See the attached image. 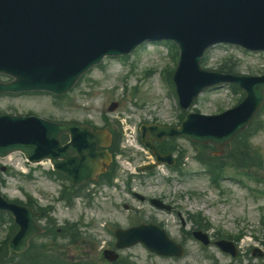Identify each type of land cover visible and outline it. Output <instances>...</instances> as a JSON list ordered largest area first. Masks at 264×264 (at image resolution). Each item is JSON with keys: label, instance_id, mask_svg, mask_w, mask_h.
Wrapping results in <instances>:
<instances>
[{"label": "rangeland", "instance_id": "1", "mask_svg": "<svg viewBox=\"0 0 264 264\" xmlns=\"http://www.w3.org/2000/svg\"><path fill=\"white\" fill-rule=\"evenodd\" d=\"M144 46L145 44L141 45L134 56H127L125 64H120L117 59H106L102 66L89 70L80 80L79 85L73 88L64 98H56L45 93L2 95L0 96V112L32 113L59 120H88L94 124H101L102 115L109 117L111 120H117L119 124L123 118H127L134 127L140 121L168 124L176 122L180 108L177 105L176 98L174 102L173 98L170 97L173 96L172 91L165 90L160 76L162 69L173 66L172 57H170L166 46L161 44L149 43ZM229 57L236 60V71L240 74H261L264 72V53L251 55L240 49L224 46L208 50L202 66L214 70L219 67L223 59ZM148 71H151V73L147 74ZM134 88L136 89L134 90ZM83 92L87 94L85 95ZM133 92H135L134 96L131 95ZM239 96V93L231 92L227 87L209 89L198 97L189 110L207 114L218 113L236 104ZM112 101H118L119 106L113 112H109L108 107ZM134 101L136 105H133ZM260 118L264 119V115H261ZM178 142L187 150L184 164H182L183 173L188 174L185 178L188 184H185V187L197 194L192 195L194 198H190V200H187L186 197H181L180 200L177 199L175 192L178 188L169 190L160 187L154 192L163 195L168 202L178 207L182 206L183 213L185 211L189 213L200 212L209 220L214 230L220 229L232 236H237L243 232L244 235L238 241L241 250L250 251L254 246L263 248L264 195L250 190V187L256 188V184L246 178L244 179L249 189L240 188L241 185L235 186L234 181H231L233 185L222 183L225 187L222 196L217 189L208 184V177L204 172L201 176L198 174L195 176L189 175L192 174L193 170L198 171L201 167L192 158L194 148L191 143L184 139H180ZM251 142L252 146H255L253 148H257L264 158V128L251 138ZM207 152H210V148ZM19 157L18 153L13 155L14 159ZM117 159L119 161L117 171L119 175L123 165L129 164L130 166H128L133 171L131 174H133L135 167L149 162L150 157L138 145L135 149L123 150L117 156ZM27 168L32 169L31 178L12 173V170L17 171L11 167V171L3 177L2 192L10 199L23 201L26 199V193H29L41 205H52V215L58 224L81 217L87 225L83 226L86 235L100 240V244H95V247L90 245L84 247L69 246L67 248L68 254L72 259L79 255L97 254L102 245L101 242L109 239V237L97 228L98 215L101 216V214L96 206L91 204V209L88 207L85 209L83 206L78 208L75 201L73 209L66 207L55 198L60 184L51 183L44 173L45 167L28 165ZM163 169L165 170V168H161L159 172H163ZM260 173L264 175V167ZM262 185H259L260 189H264V183ZM151 191V188H149L148 192ZM214 201H219V205L207 208V204ZM135 204L140 206V203ZM141 208H139V213H133L139 218L138 220L147 221L149 219L148 214L156 216L167 228L171 238L177 242L183 236V231H187V226L191 224L187 222L185 229H181L175 214L154 213L148 206ZM80 213L84 215L81 216ZM126 213L119 208L117 212L114 210L109 211V213L105 212L102 218L107 217L110 222L118 220L121 224H126V219L129 216ZM183 216L186 217V213ZM212 228L209 231H212ZM7 230L5 225L0 226V241L6 236ZM41 240L40 238L36 239V241ZM184 244L186 253L177 259L164 258L155 255V253L149 254L139 244L124 250L122 255L128 257L130 264H210V261L205 259L207 256L219 258L221 264L227 263V257L223 256L214 246L204 249L192 237H188ZM258 261L254 259L253 263L257 264Z\"/></svg>", "mask_w": 264, "mask_h": 264}, {"label": "water", "instance_id": "2", "mask_svg": "<svg viewBox=\"0 0 264 264\" xmlns=\"http://www.w3.org/2000/svg\"><path fill=\"white\" fill-rule=\"evenodd\" d=\"M121 0H49L46 8L42 11L44 13V19H49L45 22L44 26L39 24L31 25L28 20L20 21V31L16 40V44L12 48L14 65L16 67L15 74L17 80L14 83L8 85L0 84V91L12 88H56L53 83L59 84L58 90L68 88L77 76L86 69L92 61L97 60L100 56L106 53L105 50H96L92 52V57L89 59L88 48L86 43L81 42L82 39L90 31H109L116 29H123V32L129 33V26L126 22L118 20L124 19L121 14L113 13L110 8L113 5L118 7L124 6L123 3L118 4ZM128 1V0H127ZM161 0H130L127 6L126 13H134L142 9H148L152 7H158ZM168 1V0H165ZM180 1V0H177ZM207 1V0H203ZM248 1L251 3V8L248 7ZM239 0L230 4L231 8L238 12H244L246 16L250 13L252 18L249 20L243 17L242 20L237 14L229 11H220L215 15L214 5L218 4L220 0H213L211 5H207V19L216 18L217 24H221L218 27L221 31H224L227 36L235 37V35H241L250 40H257L258 47L264 48V0ZM77 2V4H76ZM188 6L202 7L201 0H186ZM256 8V9H255ZM144 13V12H143ZM30 19L41 21L39 14L34 12ZM67 20L81 23L80 26L84 27L80 30H73L68 24ZM125 28V29H124ZM212 25L203 23L196 31H192L190 38L185 39L179 37V44L182 47L181 60L185 57H189L193 60L192 67L183 73V82L181 75L177 76L183 71L182 65H179L177 72V83L181 82V88L185 89L186 94H190L191 99L209 82L200 84L202 82L203 73L198 68V61L193 59L192 51L193 47L197 43L201 42L205 35L211 31ZM62 36V37H61ZM196 38L194 44L190 45V39ZM119 42H111L110 45H116ZM184 51L187 53L184 54ZM53 52L58 54V57H53ZM110 52H118V49H114ZM90 55V56H91ZM25 60L26 64L21 65L18 62ZM0 61L3 63L2 55ZM8 64L11 62L7 61ZM29 63V65H27ZM242 83L246 86V99L244 102L245 110L247 111L243 119V123L221 124V129L228 132V135H221L215 137L212 134L202 135L196 133V138L201 140H213L221 145L228 137H231L237 129L242 127L246 122L248 116L252 115L254 110L260 104L263 99L262 91L264 87V77H253L251 79H243ZM250 87V88H249ZM210 124L215 122L212 116H205ZM0 153H6L14 148H21L29 158L40 159L42 157L50 156L52 143L55 140L56 133L64 131L65 128L76 129L78 127L73 126H58L55 124L47 123L38 119L36 121L26 120L25 122L19 121L17 117H1L0 118ZM33 122V123H28ZM37 124V125H35ZM84 128L79 127L80 132ZM204 131V130H202ZM165 134L168 130H163ZM89 134V132L87 133ZM92 136V135H91ZM94 141V140H93ZM83 143V142H82ZM81 143V144H82ZM80 144V145H81ZM86 149V146L84 147ZM80 159L76 163L82 167H88L91 163V159ZM72 162L73 165L76 164ZM140 228L135 229L139 230ZM133 232H128L125 238L133 237ZM133 242V241H132ZM131 242V243H132ZM128 245L123 244L121 246ZM13 247L10 246V249ZM163 253H178V250H164L162 248H156Z\"/></svg>", "mask_w": 264, "mask_h": 264}, {"label": "trees", "instance_id": "3", "mask_svg": "<svg viewBox=\"0 0 264 264\" xmlns=\"http://www.w3.org/2000/svg\"><path fill=\"white\" fill-rule=\"evenodd\" d=\"M247 151L246 150H244V151H240L237 155H235V156H233V159L235 160V161H237L238 163H237V165H243L244 163H247L248 164V159H249V157L248 156H246V153ZM233 161V160H232ZM253 163V162H252ZM11 259L9 260V262L11 263Z\"/></svg>", "mask_w": 264, "mask_h": 264}, {"label": "flooded vegetation", "instance_id": "4", "mask_svg": "<svg viewBox=\"0 0 264 264\" xmlns=\"http://www.w3.org/2000/svg\"><path fill=\"white\" fill-rule=\"evenodd\" d=\"M141 182V180L132 181L130 185L133 186V188H138L139 190H142L144 186L141 184Z\"/></svg>", "mask_w": 264, "mask_h": 264}, {"label": "bare ground", "instance_id": "5", "mask_svg": "<svg viewBox=\"0 0 264 264\" xmlns=\"http://www.w3.org/2000/svg\"><path fill=\"white\" fill-rule=\"evenodd\" d=\"M212 2H213V0H208V1H207V4H208V5H211V4H212ZM4 20H5V18H3V19H2V21H4ZM177 23H180V20H179V21H177Z\"/></svg>", "mask_w": 264, "mask_h": 264}]
</instances>
